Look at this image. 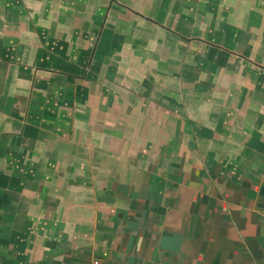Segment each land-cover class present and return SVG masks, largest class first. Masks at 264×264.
<instances>
[{"label": "crops", "instance_id": "obj_1", "mask_svg": "<svg viewBox=\"0 0 264 264\" xmlns=\"http://www.w3.org/2000/svg\"><path fill=\"white\" fill-rule=\"evenodd\" d=\"M0 264H264V0H0Z\"/></svg>", "mask_w": 264, "mask_h": 264}]
</instances>
